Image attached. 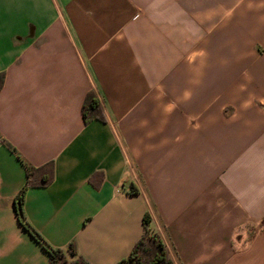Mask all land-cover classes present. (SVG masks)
<instances>
[{"label":"crops","instance_id":"0c3cea01","mask_svg":"<svg viewBox=\"0 0 264 264\" xmlns=\"http://www.w3.org/2000/svg\"><path fill=\"white\" fill-rule=\"evenodd\" d=\"M0 264H264V0H0ZM92 93L105 122L84 123ZM8 144L14 152L9 150Z\"/></svg>","mask_w":264,"mask_h":264},{"label":"trees","instance_id":"16d2710c","mask_svg":"<svg viewBox=\"0 0 264 264\" xmlns=\"http://www.w3.org/2000/svg\"><path fill=\"white\" fill-rule=\"evenodd\" d=\"M4 76L0 74V90L3 87ZM82 118L84 123L91 120L105 122L100 107L92 93L85 96L82 105ZM4 142V141H3ZM5 143V142H4ZM6 144V143H5ZM9 150H14L6 144ZM53 176L52 163H48L40 168L27 167L25 172V186L19 191L14 199V212L19 225L30 238L38 244L47 255V264H68V257L73 259L74 264H86L80 257L76 256L73 244H70L66 251L54 249L49 246L26 222L23 214V196L28 187L43 188L50 184ZM150 217L145 214L142 219L143 235L132 248L129 256L119 261L117 264H141L143 259H147L146 264H172L169 260L163 244L157 235L149 231Z\"/></svg>","mask_w":264,"mask_h":264},{"label":"rangeland","instance_id":"374dc122","mask_svg":"<svg viewBox=\"0 0 264 264\" xmlns=\"http://www.w3.org/2000/svg\"><path fill=\"white\" fill-rule=\"evenodd\" d=\"M68 264H74L73 262V259H71L70 257H68V261H66ZM148 262V260L145 258L141 261V264H146Z\"/></svg>","mask_w":264,"mask_h":264}]
</instances>
